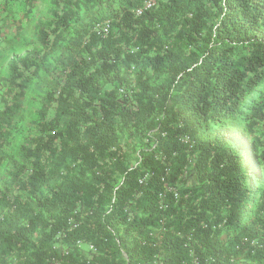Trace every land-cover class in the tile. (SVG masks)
<instances>
[{
	"label": "trees",
	"instance_id": "1",
	"mask_svg": "<svg viewBox=\"0 0 264 264\" xmlns=\"http://www.w3.org/2000/svg\"><path fill=\"white\" fill-rule=\"evenodd\" d=\"M47 1L1 77L0 264H264V0Z\"/></svg>",
	"mask_w": 264,
	"mask_h": 264
},
{
	"label": "rangeland",
	"instance_id": "2",
	"mask_svg": "<svg viewBox=\"0 0 264 264\" xmlns=\"http://www.w3.org/2000/svg\"><path fill=\"white\" fill-rule=\"evenodd\" d=\"M8 1L9 8H7L8 4H5L4 0H0V94L4 91L1 88V77L6 76L8 73L9 60L22 53L17 45L25 43L31 46L30 49L37 48L42 51L44 46L37 37L36 22L39 21V18L42 21L51 20L48 13L50 5L47 0H36L33 4H28L25 0ZM112 6L116 7L117 2ZM8 10H12V13H9ZM57 54L58 52L51 53L48 59L52 60ZM228 136L242 147L244 161L249 171L256 172L255 161L250 156L249 140L238 131H228ZM10 171L11 165L9 164L0 167V187L4 183H10Z\"/></svg>",
	"mask_w": 264,
	"mask_h": 264
},
{
	"label": "built area",
	"instance_id": "3",
	"mask_svg": "<svg viewBox=\"0 0 264 264\" xmlns=\"http://www.w3.org/2000/svg\"><path fill=\"white\" fill-rule=\"evenodd\" d=\"M155 3H156V0H144L143 7H142V8H138V9H136V14H140L142 9L150 8V7H152ZM147 176H148V175L145 174V176H144L140 181L146 179ZM169 190L173 191V193H174V198H175V199L179 198L178 191H177L176 189H174V188H170ZM159 198H160V200H162V198H163V193L159 194ZM124 210H125V211H128V205H127V204L125 205V209H124Z\"/></svg>",
	"mask_w": 264,
	"mask_h": 264
}]
</instances>
